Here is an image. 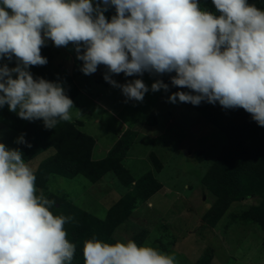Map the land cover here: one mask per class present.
Instances as JSON below:
<instances>
[{"label":"clouds","instance_id":"clouds-1","mask_svg":"<svg viewBox=\"0 0 264 264\" xmlns=\"http://www.w3.org/2000/svg\"><path fill=\"white\" fill-rule=\"evenodd\" d=\"M212 3L218 14L199 0H99L95 6L93 0H0V59L17 61L0 67V108L42 120L48 129L71 121L73 101L63 86L28 70L47 64L41 49L50 40L75 45L85 75L99 65L129 77L175 72L171 83L196 94L178 91L170 102L243 108L264 127V10L248 0ZM108 6L116 10L110 21ZM104 79L129 100L142 102L149 91L142 79L123 85ZM161 89L168 85H151L153 92ZM18 143L27 142L21 136ZM37 191L23 153L0 143V264H71L76 246L64 226L72 218L54 215L53 201ZM83 257L84 264H178L174 254L147 243L95 237L84 241Z\"/></svg>","mask_w":264,"mask_h":264},{"label":"rangeland","instance_id":"rangeland-1","mask_svg":"<svg viewBox=\"0 0 264 264\" xmlns=\"http://www.w3.org/2000/svg\"><path fill=\"white\" fill-rule=\"evenodd\" d=\"M251 4L258 8L260 0ZM259 9L264 10V7ZM52 50L54 59L48 71L59 79L57 83L74 82L64 66L54 68L57 51ZM101 68L99 65L97 71ZM87 77L90 79L88 82L94 80L89 75ZM135 79H142L149 88L142 102L127 99L119 87L113 86L110 89L113 95L108 96L113 104L105 101L112 117L99 109L97 104L89 107V113L103 120L102 129L113 131V142L119 135L117 124L120 123L116 120L140 133L124 164L134 180L151 172L162 184V189L119 225L112 239L116 242L133 240L138 245L147 243L164 253L174 254L178 264H195L209 251L213 254L211 264H264V232L257 224L238 220L242 212L254 205L252 201L232 204L214 228L203 221L215 197L206 190L202 180L227 146L228 137L189 104L180 102L178 98L176 103L170 102L169 97L174 92L169 88L153 92L151 85L157 80L145 72L130 77L123 75L116 82L123 85ZM93 126V122L88 123V127ZM19 138L0 123V143L9 149H16ZM151 153L163 164L160 172L152 164ZM52 154L53 151L49 150L26 163L35 174ZM37 190V193L48 194L51 198L59 197L100 220L108 218L110 209L128 191L112 173L98 184H92L82 176L73 179L51 176L45 187ZM232 231L245 236V241L239 245L231 244L227 234Z\"/></svg>","mask_w":264,"mask_h":264},{"label":"trees","instance_id":"trees-1","mask_svg":"<svg viewBox=\"0 0 264 264\" xmlns=\"http://www.w3.org/2000/svg\"><path fill=\"white\" fill-rule=\"evenodd\" d=\"M254 0H248L251 4ZM99 0L93 2L94 6ZM202 8L218 14L212 0H199ZM103 8V4H101ZM264 7V0H260L258 8ZM110 21L116 15L114 6H108L104 12ZM41 55L47 59V64L42 66H30L29 71L34 78H44L48 81L57 82V77L48 68L54 59V53L50 46L41 49ZM15 57L11 61L7 57L0 59V67H16ZM96 78V82L103 86L110 83L104 79L109 75L115 80L120 74L109 73L104 65ZM145 73L168 85L174 93L178 91L195 95L188 88H180L171 83L175 72L157 74ZM59 80V79H58ZM65 94L74 101L79 93L77 85L73 81L60 83ZM189 104L201 114L207 122L220 129L229 142L221 155L205 174L202 183L206 190L214 197L215 202L203 216L206 225L214 228L230 206L236 202H242L250 198L258 199L256 206L250 207L238 217L241 222L257 224L264 232V127L259 126L251 114L243 108H223L218 102L210 104L202 101L199 105ZM0 123L14 131L19 137L23 136L27 143H19L16 149L23 153L25 162L35 160L41 154L52 150L49 156L40 166L36 176V187L44 188L51 176H60L65 179H73L82 176L90 183L96 184L107 174L112 173L118 182L125 187L127 193L110 209L106 220H100L95 216L78 209L59 197L43 195L53 201L50 211L54 215H63L72 219L65 224L67 239L75 244L76 251L71 264H84L83 245L84 241L96 239L115 243L112 239L114 230L126 222L132 213L143 203L150 200L162 189V184L154 174L148 172L138 180H134L130 170L124 165V160L132 148L138 132L127 129L120 139L110 150L108 156L99 161L92 158L96 144L95 139L84 133L80 128L83 122L60 121L54 129L45 128L42 120L28 121L9 111L7 105L0 108ZM28 145H31L29 147ZM150 159L157 172L163 168L162 162L154 154ZM39 195V193H37ZM264 246V242H263ZM212 251L205 252L195 264H211Z\"/></svg>","mask_w":264,"mask_h":264},{"label":"crops","instance_id":"crops-1","mask_svg":"<svg viewBox=\"0 0 264 264\" xmlns=\"http://www.w3.org/2000/svg\"><path fill=\"white\" fill-rule=\"evenodd\" d=\"M45 44L57 51V52H55L56 57H55V61L53 62L55 64L54 68L59 69L58 67L64 66L63 69H65L67 71L68 75H71L74 78V82L79 89V93H78L77 97L75 98V100L73 101V108L70 110V113L72 116L71 121L72 122H76V121L83 122V126L80 129L84 133L92 136L95 139L96 144H95V147H94V150L92 153L93 160L99 161V160L105 159L108 156L110 150L115 145V143L120 139V137L123 135V133L128 129V126L125 125L122 121L116 120L118 123H120V125L117 124V127L119 129V135L116 137V140L113 142L112 141L113 131L109 130V129H102L101 124H102L103 120L97 116H94L95 114L89 113V111H90L89 107L97 104V107L99 109L103 110L104 112H107L111 116L110 110L107 109V105H106L105 101L113 104V100H111L110 98L108 99V96H111V94L113 95L112 90H110L113 88V85L110 84L109 86L105 87V86L100 85L96 82V75L99 73L98 72L99 69H98L97 73L95 72V73L89 75V77L92 80L94 78V80L90 81V82L87 81L90 79L87 77L88 75H85L81 71V68L83 67L84 62L77 58L78 54L75 50V45L70 43L66 47H56L50 40L46 41ZM83 50L84 49L82 47L80 54L83 53ZM57 60H59V61H57ZM61 64H62V66H61ZM57 65H58V67H57ZM97 68H99V66ZM123 75H125V74L121 73L115 79V81H118L119 79H121L123 77ZM106 94H109V95H106ZM121 107H123V106L121 105ZM78 111L80 112V114H78ZM90 122H93V124H94L93 127H88V123H90ZM139 135H140V133L138 132V136H137L136 140L138 139ZM75 178H77V177H75ZM101 181H99L98 183H100ZM98 183H96V184H98ZM249 201H252L254 203L253 206H256L259 202L258 199L250 198V199H247L245 201L236 202V203H247ZM227 238L231 244H235V245H239L241 242L245 241V236H240L235 231H232L231 233L227 234Z\"/></svg>","mask_w":264,"mask_h":264}]
</instances>
